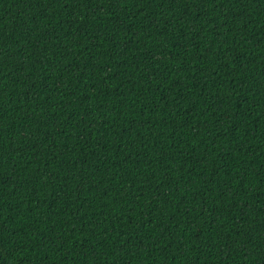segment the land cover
Wrapping results in <instances>:
<instances>
[{"label":"trees","instance_id":"trees-1","mask_svg":"<svg viewBox=\"0 0 264 264\" xmlns=\"http://www.w3.org/2000/svg\"><path fill=\"white\" fill-rule=\"evenodd\" d=\"M0 264H264V0H0Z\"/></svg>","mask_w":264,"mask_h":264}]
</instances>
